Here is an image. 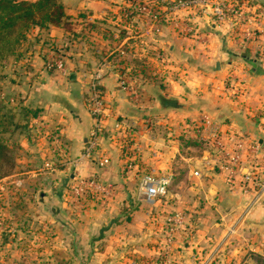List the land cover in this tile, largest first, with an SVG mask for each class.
Listing matches in <instances>:
<instances>
[{"label": "crops", "instance_id": "obj_1", "mask_svg": "<svg viewBox=\"0 0 264 264\" xmlns=\"http://www.w3.org/2000/svg\"><path fill=\"white\" fill-rule=\"evenodd\" d=\"M175 1L144 0L143 12L136 0H61L80 31L91 23L110 32L90 38L91 49L64 52L66 74L47 69L45 48L41 56L35 45L15 61L7 98L20 153L0 179V259L5 252L46 264H264V77L249 65L264 67V0H225L237 13L226 10L221 22L213 4L170 11ZM36 31L46 46L62 44V28ZM89 50L109 64L100 70L104 117L88 158L95 122L86 89L102 59L89 61ZM122 75L140 104L120 87ZM236 151L240 170L231 178ZM242 173L253 174L246 192ZM146 174L170 177L153 204L140 189ZM93 176L112 195L89 192L74 205L68 181Z\"/></svg>", "mask_w": 264, "mask_h": 264}, {"label": "built area", "instance_id": "obj_2", "mask_svg": "<svg viewBox=\"0 0 264 264\" xmlns=\"http://www.w3.org/2000/svg\"><path fill=\"white\" fill-rule=\"evenodd\" d=\"M137 5L141 9V11L145 12L147 11L145 9L144 0H136ZM213 4L212 9V16L215 20V22H221L225 18V11L228 10L230 12H233L234 14L237 13L235 10V6L230 3L231 5H228V3L225 2V0H222V2H218L216 0H177L174 3H172L169 7L170 11H177L179 9H185L190 8L194 5H210ZM154 22V20H153ZM184 30L188 32L189 28L184 27ZM122 54V53H121ZM109 64L108 57L102 58L101 61L97 64V67L91 73L89 77V82L87 84V91H86V102L88 105V109L90 112V115L92 116V119L94 120L95 124L92 129V131L89 134L88 140H87V146L85 149V156L90 157L92 155V152L95 150L99 135L102 129V122H103V110H104V103L102 98V92L100 89V80L102 75L100 74V70ZM47 69L54 70L59 72L60 74H66V68L64 66L63 60L59 57L50 56L49 60H47ZM119 84L120 87L124 91H128L132 98L134 99V102L136 104H140L141 97L140 93L137 89L130 86L128 83V78L125 76L119 77ZM203 124H208L210 122L208 116H202L199 120ZM215 149L221 151L222 150V144L221 142L214 139L213 143ZM251 154L253 157H256L257 154V146H252L250 148ZM230 167V177L234 178L239 173L240 170V154L239 151H236L232 154L230 158H228ZM107 163V160H101L99 162V166L103 167ZM241 186L242 189L246 192L251 186H254V179L252 173H242L241 175ZM170 185V177L168 176H155L154 174H146L142 177L141 183H140V189L143 191L145 195V199L149 204H153L157 199L164 197L167 193L168 186ZM261 190H264V185L261 186ZM67 191L70 197L71 202L74 205H80L83 201V198L87 193H92L94 195L98 194L99 198L107 199L112 195L111 188L102 182H100L96 176L89 177V178H76L70 183H68ZM172 218H169L168 221H171ZM177 221H181L179 218ZM2 221L0 219V227H1Z\"/></svg>", "mask_w": 264, "mask_h": 264}, {"label": "rangeland", "instance_id": "obj_3", "mask_svg": "<svg viewBox=\"0 0 264 264\" xmlns=\"http://www.w3.org/2000/svg\"><path fill=\"white\" fill-rule=\"evenodd\" d=\"M16 1H26V0H16ZM27 1H31V0H27ZM156 22L157 21L151 22L149 27L151 29H156V26L159 25V23L158 22L156 23ZM109 25L112 26V24H109ZM93 26L94 25H92L91 23H87L86 26H83L84 30L80 31L77 28V24H75L74 22H70V24H67L66 28L64 29L62 28L64 32V35L62 37V44H58L60 45L59 47L63 45V47L60 48L63 53L62 55L65 56L64 52H67L68 54L70 53L78 54V52H80L82 49H85L87 46L89 49H91L89 43L92 41L93 38L96 39L97 37L99 38L100 36L101 38L104 39L103 36L106 37V35L110 32L108 28L104 26H101V27L98 26L100 30L94 28L95 26L94 27ZM76 32H78V34ZM81 35L83 37V40H85L84 41L85 43H83L84 45L80 44V42L78 41V38ZM45 39H46L45 34L44 33L42 34V32H37L36 28L29 27L26 30L22 29L19 32L17 41L11 46L10 53L7 54L4 57V59L0 61V116L3 118V125L6 130L2 134H0V138L8 145V147L12 151V157L15 162L14 169L16 166L17 159L19 157L20 150H17L16 147L14 146V142L16 139L14 140L12 139L16 131V128L12 127L11 124L15 123L14 121L16 117L14 115L10 100L7 98L10 95L8 93L10 92V88H9L10 83L9 81H7V79H9L8 78L9 75H11L12 72L15 70L14 68L15 61L21 58V55L23 54L22 51H24L25 49L27 50L34 49L33 48L34 45L37 47L36 49H38V52L41 53V56L44 54V52H42V49L45 48L46 54H45V58L43 59L44 62L45 61L47 62V60H49V57L52 55L55 57L57 56L59 58L60 56L59 52L57 51V49H54L56 46H54V44H52L53 47L46 46L49 42H47V40ZM99 47L100 46H98V48ZM63 56H61V58ZM86 56H88L87 58H89L88 59L89 61H92V59H90L91 57H95V59L96 57L98 58L106 57V55H103L102 53H94L93 50H89ZM65 57L69 58V56H65ZM22 58L21 59L23 61L24 56ZM25 61H28V60L26 59ZM95 65H97L96 60H95ZM68 183H70V181H68ZM83 199L85 200V197ZM5 255L7 254H5L4 252L2 259H0V264H46V263H50L48 261L35 260L32 258L21 259V258H11V256H8V258H5Z\"/></svg>", "mask_w": 264, "mask_h": 264}, {"label": "trees", "instance_id": "obj_4", "mask_svg": "<svg viewBox=\"0 0 264 264\" xmlns=\"http://www.w3.org/2000/svg\"><path fill=\"white\" fill-rule=\"evenodd\" d=\"M70 22L65 16L61 0H0V61L10 53L11 46L17 41L22 29H64ZM60 48L56 46L54 49H57L61 58L63 53ZM11 126L15 128L14 124ZM5 131L3 118L0 116V134ZM14 165L11 149L0 138V179L10 175Z\"/></svg>", "mask_w": 264, "mask_h": 264}, {"label": "water", "instance_id": "obj_5", "mask_svg": "<svg viewBox=\"0 0 264 264\" xmlns=\"http://www.w3.org/2000/svg\"><path fill=\"white\" fill-rule=\"evenodd\" d=\"M250 67L252 68L254 74L256 76H263L264 77V67L261 66V64L257 61H251L249 63ZM69 80L74 82L75 80V75L74 74H71L69 76Z\"/></svg>", "mask_w": 264, "mask_h": 264}]
</instances>
